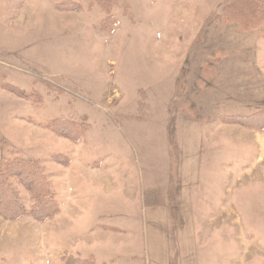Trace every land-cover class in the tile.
Wrapping results in <instances>:
<instances>
[{
  "label": "rangeland",
  "instance_id": "obj_1",
  "mask_svg": "<svg viewBox=\"0 0 264 264\" xmlns=\"http://www.w3.org/2000/svg\"><path fill=\"white\" fill-rule=\"evenodd\" d=\"M63 1L0 0V161L33 160L60 204L44 223L0 217V264H183L176 235L191 225L194 263L264 264V128L221 118L264 112L259 32L223 22L225 0H122L110 31L99 4ZM71 116L89 126L77 144L45 128ZM187 121L203 131L188 226L175 169Z\"/></svg>",
  "mask_w": 264,
  "mask_h": 264
},
{
  "label": "trees",
  "instance_id": "obj_2",
  "mask_svg": "<svg viewBox=\"0 0 264 264\" xmlns=\"http://www.w3.org/2000/svg\"><path fill=\"white\" fill-rule=\"evenodd\" d=\"M99 4L104 17L100 20L98 28L101 31H110L116 27L117 21L112 16V10L116 2L122 0H89ZM224 11L221 13L223 22L234 23L241 31L256 30L264 40V0H225ZM89 6V7H90ZM56 8L61 10L77 11L80 6L71 1H63ZM90 9V8H88ZM17 95L24 96L17 88L9 87ZM221 117L222 122L238 124L244 127L264 128V112L250 116L236 115L235 117ZM76 117H60L49 121L45 128L58 137L80 143L82 133L88 132L89 126ZM54 161L67 163V158L61 154L52 155ZM21 185L30 196L31 206L26 208L21 201L16 185ZM51 185L40 169L30 159H24L12 154L5 161H0V217L7 221H18L30 217L38 223H44L54 219L60 213V204L55 197ZM64 264H95L93 256L80 259L71 255H62Z\"/></svg>",
  "mask_w": 264,
  "mask_h": 264
},
{
  "label": "crops",
  "instance_id": "obj_3",
  "mask_svg": "<svg viewBox=\"0 0 264 264\" xmlns=\"http://www.w3.org/2000/svg\"><path fill=\"white\" fill-rule=\"evenodd\" d=\"M186 128L182 130V138L179 140V162L175 166L177 171L178 181H179V201L181 214L184 218L187 217L188 222L185 225H190V217L193 210V190L197 187L199 183V163H198V155L199 149H197V144L200 142L202 136V129L201 127L198 128V124H195L193 121L185 122ZM198 134V135H197ZM201 136V138H200ZM148 196H155L154 193ZM63 206L61 205V213L63 210ZM155 210V208H154ZM155 215V213H151V215ZM167 224V223H166ZM192 224V223H191ZM165 226V225H164ZM154 228L152 227V231ZM170 226L164 227L158 233H162L161 236L163 238V244L165 245L166 249V258H169V240L168 234L171 232ZM193 225L190 227H185L182 231L180 229L177 231V245L178 247L183 248L185 251V257H183V264H196L192 261L190 245L193 242ZM104 231L107 232L108 230L104 228ZM160 237V236H159ZM162 243V241H161ZM93 255V254H92ZM154 257V264H157L155 259L158 258L157 253L153 254ZM78 258V257H77ZM86 257L85 259H87ZM62 259V258H61ZM81 259V258H80ZM62 261V260H61ZM97 262V261H96ZM105 262V261H104ZM119 262L118 259L112 261ZM107 263V261H106ZM110 263V264H111ZM166 264H168V260H166Z\"/></svg>",
  "mask_w": 264,
  "mask_h": 264
}]
</instances>
